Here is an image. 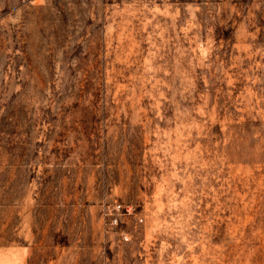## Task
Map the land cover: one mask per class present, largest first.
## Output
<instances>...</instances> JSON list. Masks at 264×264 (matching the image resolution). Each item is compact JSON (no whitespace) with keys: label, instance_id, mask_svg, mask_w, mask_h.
<instances>
[{"label":"rangeland","instance_id":"obj_1","mask_svg":"<svg viewBox=\"0 0 264 264\" xmlns=\"http://www.w3.org/2000/svg\"><path fill=\"white\" fill-rule=\"evenodd\" d=\"M0 264H264V0H0Z\"/></svg>","mask_w":264,"mask_h":264}]
</instances>
